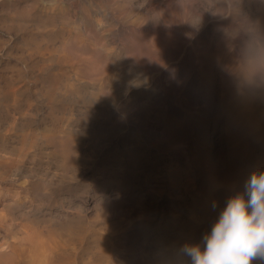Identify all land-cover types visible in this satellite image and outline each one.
Listing matches in <instances>:
<instances>
[{
	"label": "rangeland",
	"instance_id": "obj_1",
	"mask_svg": "<svg viewBox=\"0 0 264 264\" xmlns=\"http://www.w3.org/2000/svg\"><path fill=\"white\" fill-rule=\"evenodd\" d=\"M173 1L194 27L236 14L234 32L264 13V0H222L221 12L217 0L202 16L204 0ZM144 5L0 0V264H27L11 261L6 238L32 225L70 241L54 249L55 264H184L183 246L200 242L217 212L185 189L180 151L210 162L222 130L228 162L264 169H252L264 152V82L212 120L208 100L195 99L212 77L198 84L188 63L170 69L173 38L154 42L158 63L145 58L160 10Z\"/></svg>",
	"mask_w": 264,
	"mask_h": 264
},
{
	"label": "bare ground",
	"instance_id": "obj_2",
	"mask_svg": "<svg viewBox=\"0 0 264 264\" xmlns=\"http://www.w3.org/2000/svg\"><path fill=\"white\" fill-rule=\"evenodd\" d=\"M215 1L217 0H204L201 4L203 14H199V16L210 11ZM220 3L221 5L216 10L221 12L228 5L222 0ZM144 6L147 11L160 10L159 13H156L155 21L159 26L156 33L154 32L156 37L153 43L144 45L145 58L158 63L159 56H157L154 42L161 46L162 42L167 43L173 38L172 42L167 44L168 60H174L169 68L182 67L188 63L189 65H186L188 66L187 78H195L198 84H200L204 71L212 77L210 93L207 95L205 90H200L195 95L196 101L208 100L206 104L209 106L210 113L213 114L212 120L220 115L226 107L225 103L228 104L236 93H240L243 89L246 91L256 89L264 82V80H253L258 75L264 78V13L262 11L257 13L260 15L252 20L249 28L241 26L233 32L230 27L234 28V25L241 24L240 21L238 22L239 17L236 14H229L224 20L225 22L210 21L207 24L202 23L199 27H194L193 22L189 20L194 14H183L182 9L173 0H163V3L162 0H145ZM220 26H225L231 31L222 33ZM257 28H262L260 33L256 30ZM189 38L191 42H188ZM243 46L247 48L241 52L240 47ZM225 76L230 78L226 82L217 78ZM193 109L197 110V108ZM222 134V130L214 132L216 135L214 138H217V141L215 140L217 142L216 156L211 158L210 162L198 159L194 150L180 151L181 154L188 153L184 163L190 169V177L186 178L183 185L185 189L192 186V192L201 198L202 205H212L215 202L218 209L213 210L217 214L210 213L209 218L212 220L218 218L227 198L243 189L247 177L251 174V172L242 173L238 167L227 161L225 155L227 152L224 153L225 150L221 145ZM190 136L187 138L189 142L191 141ZM253 143L249 147L250 149L260 145L256 141ZM260 157V160L254 161L255 167L252 169L259 168V166L264 167L263 151ZM207 209L203 207L201 216L206 214ZM20 231V235L13 234L12 240H7L9 237L6 238L9 257L13 258L11 261L22 259L27 264H55V260L52 258L54 249L63 248L67 242H70L59 239L60 234L56 226L32 225ZM258 264H264V262L258 261Z\"/></svg>",
	"mask_w": 264,
	"mask_h": 264
},
{
	"label": "clouds",
	"instance_id": "obj_3",
	"mask_svg": "<svg viewBox=\"0 0 264 264\" xmlns=\"http://www.w3.org/2000/svg\"><path fill=\"white\" fill-rule=\"evenodd\" d=\"M253 80L264 78L259 75ZM215 210L216 204L212 205ZM184 264L264 262V169L253 170L243 189L230 195L200 242L186 243Z\"/></svg>",
	"mask_w": 264,
	"mask_h": 264
}]
</instances>
